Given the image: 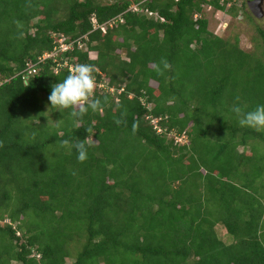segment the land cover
I'll use <instances>...</instances> for the list:
<instances>
[{"label":"trees","instance_id":"obj_1","mask_svg":"<svg viewBox=\"0 0 264 264\" xmlns=\"http://www.w3.org/2000/svg\"><path fill=\"white\" fill-rule=\"evenodd\" d=\"M208 7L241 16L234 0H0V264H264V129L232 112L264 104V29L245 52ZM59 38L71 48L39 63ZM65 61L94 65L101 107L52 127Z\"/></svg>","mask_w":264,"mask_h":264},{"label":"clouds","instance_id":"obj_2","mask_svg":"<svg viewBox=\"0 0 264 264\" xmlns=\"http://www.w3.org/2000/svg\"><path fill=\"white\" fill-rule=\"evenodd\" d=\"M85 38L88 37L85 36ZM81 39L83 41V38ZM94 72L95 67L92 64L76 65L74 70L62 81L52 86L48 98L51 107H55L57 111L67 110L75 118H83L89 109L98 110L101 107V101L93 98L96 87ZM232 112L238 118L241 126L257 130L264 129V104H258L252 110H244L240 106H233ZM64 144L68 145L69 141L65 140ZM72 147L76 149L77 158L80 162H84L88 158V145L86 143L81 141L72 145Z\"/></svg>","mask_w":264,"mask_h":264},{"label":"rangeland","instance_id":"obj_3","mask_svg":"<svg viewBox=\"0 0 264 264\" xmlns=\"http://www.w3.org/2000/svg\"><path fill=\"white\" fill-rule=\"evenodd\" d=\"M108 1H116V0H108ZM135 1V0H130ZM249 0H238L237 4L240 8L241 16L239 18H234L231 16H226L223 12H218L215 9L207 8L206 17L210 21V29L218 36H222L226 40H229L232 44H235L236 41H239V45L242 50L248 53H256L259 48V44L261 40L258 36V29H264V18L257 19L251 11L245 12L242 9L243 4H246L248 7ZM264 8V4L262 6ZM252 16V17H251ZM229 25V26H228ZM43 107L45 109V116L47 118V123L49 126L56 127L59 126L61 119L59 118V114L63 113V111H57L56 108L51 107L49 102L44 99ZM63 121V119H62ZM46 138V137H45ZM180 139V138H179ZM181 144H185L187 142L186 139H181ZM91 143H97L94 139L91 140ZM189 143V141H188ZM244 149H241V151ZM219 234L225 240L228 239V242L231 241L225 228L218 227ZM69 263H72V260H68Z\"/></svg>","mask_w":264,"mask_h":264},{"label":"built area","instance_id":"obj_4","mask_svg":"<svg viewBox=\"0 0 264 264\" xmlns=\"http://www.w3.org/2000/svg\"><path fill=\"white\" fill-rule=\"evenodd\" d=\"M144 1H147V0H143V2ZM176 1H179V0H176ZM237 1L238 0H234V2L237 4ZM233 5V3H230V5L229 6H232ZM238 5V4H237ZM239 6V5H238ZM209 9H213L212 7H208ZM132 9H134V10H136V11H138L140 8H139V5H137V4H134L133 6H132ZM92 22H93V25H94V29L96 30V29H99L100 27H101V29L104 31V32H106V27L105 26H99V22H98V20L96 19V17L95 18H93V20H92ZM113 25V22H111V26ZM57 46H58V50L57 51H55L54 53H51V54H45L44 55V57H42V58H40V62L39 63H43V62H45V61H47V60H49V59H55L59 54H60V52L61 51H63V52H65V51H68L70 48H71V46H68V45H66L65 44V41H64V39L63 38H59V40L57 39ZM74 45H75V48H76V46H79V48L80 49H83V50H85V51H88V47L86 48V44L82 41V39H79V40H77V42H75V43H73L72 44V46H73V48H74ZM39 63H28L27 64V68H26V70H25V73H26V77H25V79L27 80V79H29V77L31 76V75H35V74H37V71H38V65H39ZM65 65L66 66H68L69 67V69H70V71L72 72L73 70H74V67L76 66L75 64H73V63H71V62H69V61H65ZM97 86H99L100 88H102L103 90H109V91H111V93H113V94H115V89H108V87H107V84H105V83H100V84H98ZM121 93V92H120ZM186 139V140H188V138L187 137H185V136H183V137H181L180 139L179 138H176L177 139V141L178 142H180V141H182L181 139ZM181 143V142H180Z\"/></svg>","mask_w":264,"mask_h":264},{"label":"water","instance_id":"obj_5","mask_svg":"<svg viewBox=\"0 0 264 264\" xmlns=\"http://www.w3.org/2000/svg\"><path fill=\"white\" fill-rule=\"evenodd\" d=\"M263 4H264V0L248 1V8L257 19L264 18V8L262 7Z\"/></svg>","mask_w":264,"mask_h":264}]
</instances>
